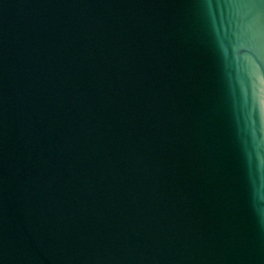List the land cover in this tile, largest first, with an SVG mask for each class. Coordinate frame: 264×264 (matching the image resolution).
I'll list each match as a JSON object with an SVG mask.
<instances>
[{
    "label": "water",
    "instance_id": "95a60500",
    "mask_svg": "<svg viewBox=\"0 0 264 264\" xmlns=\"http://www.w3.org/2000/svg\"><path fill=\"white\" fill-rule=\"evenodd\" d=\"M0 264H264V0H0Z\"/></svg>",
    "mask_w": 264,
    "mask_h": 264
}]
</instances>
